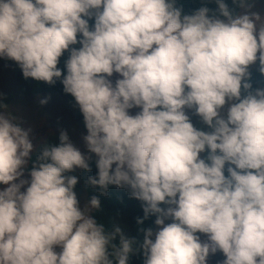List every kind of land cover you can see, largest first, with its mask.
I'll use <instances>...</instances> for the list:
<instances>
[{"label": "trees", "instance_id": "obj_1", "mask_svg": "<svg viewBox=\"0 0 264 264\" xmlns=\"http://www.w3.org/2000/svg\"><path fill=\"white\" fill-rule=\"evenodd\" d=\"M92 1L97 3L92 10L76 12L63 4L48 7L44 0H30L33 39L25 61L13 73L20 94H55L70 104L78 103L89 86L112 67L115 55L125 46L123 32L129 20L140 19L143 12L162 17L176 14L188 37L180 42L168 72L154 80L147 93L146 113L110 131L102 141V151L107 156L119 157L134 146H144L160 160H169L172 143L182 139L186 127L184 122L173 123L170 110L182 103V88L191 71L201 68L200 95L208 94L218 78L223 77L237 93L230 108L235 123L232 140L222 150L209 147L202 154L199 176L204 179L181 189L179 199L205 203L197 216L198 229L221 219L228 233H255L264 253V146L254 140L257 123L251 117V112L260 106L255 91L264 86V47L255 67L243 77L231 67L222 49L207 45L218 35L217 25L200 28L194 21L198 12L231 20L243 5L256 0ZM8 23V10L0 5V24ZM75 120L83 131L98 134L97 117L87 110H78ZM216 123L206 119L204 126L211 129ZM64 153V138L53 132L46 134L28 155L23 171L35 177L36 191L22 207L40 240L38 246L30 244L28 250L8 248L12 259L24 261L33 252L39 264H50L54 237L77 223L76 212L59 218L51 202L56 195L78 186L77 174ZM6 170V166L0 165V188ZM187 178V169L182 165L154 178L131 169L118 188L115 171L93 159L86 160L80 179L92 205L95 234L90 244L95 251L84 264H158L156 253L148 250L149 237L167 199L185 186ZM51 211L55 217L48 215ZM0 212L11 213L10 194L2 189ZM180 264H197L195 253H189Z\"/></svg>", "mask_w": 264, "mask_h": 264}, {"label": "rangeland", "instance_id": "obj_2", "mask_svg": "<svg viewBox=\"0 0 264 264\" xmlns=\"http://www.w3.org/2000/svg\"><path fill=\"white\" fill-rule=\"evenodd\" d=\"M165 1V0H160ZM48 7L65 5L76 12L92 10V0H44ZM30 0H0L8 10L9 23L0 24V165L6 166L0 189L10 194L11 213L0 212V264H39L30 250L24 261L12 259L8 248L28 250L38 246L40 236L29 222L22 204L36 191V179L23 171L28 155L48 133H59L65 140V158L72 165L78 186L56 195L52 202L57 217L76 212V225L54 237L50 248V264H84L94 253L90 244L94 234L88 202L80 172L88 159L100 162L115 171V186H123L128 170L154 178L182 165L188 178L183 188L176 189L167 199L155 221L149 237L148 250L156 253L158 264H180L193 252L197 264H264L255 233H228L225 223L216 219L198 229L196 220L205 203H190L179 199V191L193 187L204 178L199 176V163L209 147L222 150L232 140L234 119L230 108L237 96L229 81L219 77L208 94H199L201 68H194L182 90L184 99L172 107L173 123L186 124L182 139L172 143V156L160 160L144 146L132 147L124 156L110 157L102 151V141L110 131L134 120L147 111V93L154 80L165 75L178 54L180 42L188 37L179 17H162L143 12L140 19L128 21L123 32L125 46L117 52L112 67L99 81L91 84L78 103L70 104L55 94L24 97L14 82L13 73L22 64L33 39L34 21L29 15ZM198 27L217 25L218 35L207 45L222 49L231 67L245 77L257 63L264 47V0L243 5L238 15L225 20L196 13ZM260 106L251 112L257 123L254 140L264 146V86L255 91ZM85 109L97 117L100 129L91 135L75 120L78 110ZM206 119L216 120V127H205ZM207 180H212L208 178ZM48 215L55 217L54 212Z\"/></svg>", "mask_w": 264, "mask_h": 264}]
</instances>
